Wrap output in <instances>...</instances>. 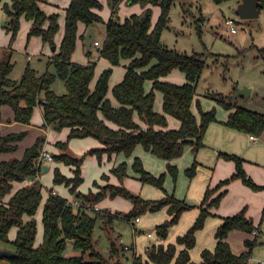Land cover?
I'll list each match as a JSON object with an SVG mask.
<instances>
[{
  "label": "trees",
  "instance_id": "trees-1",
  "mask_svg": "<svg viewBox=\"0 0 264 264\" xmlns=\"http://www.w3.org/2000/svg\"><path fill=\"white\" fill-rule=\"evenodd\" d=\"M108 1L113 12L107 22L103 46L98 48V52L99 56L108 59L112 65H119L122 59H130L123 80L113 87L114 96L120 105H114L108 97L111 67L102 72L93 89L91 82L95 76L97 62L79 64L72 60L79 38V23L84 22L89 27L104 21L99 12L103 7L101 0H71L66 7L65 33L59 51L55 53L52 61L56 66L55 73L49 70L39 73L28 64L22 77L16 79L11 75L15 65L12 59L14 49L9 46L5 56L0 59V115L2 107L10 105L16 121L30 123L35 106L40 104L46 125L59 130L70 128L67 139L56 143L65 151L54 154L53 157L56 161L74 166V175L67 176L56 167L54 182L69 186L71 192L79 193L82 199L81 204L77 206L50 189L43 208V241L36 245L38 232L36 213L43 200L42 183L38 180L32 185L22 186L13 192L8 200L6 196L12 193L15 181H25L42 170L43 165H37L36 161L45 147L46 137L39 136L36 142L26 149L22 158L0 161V242L10 244L12 250L17 253L16 256L3 259L12 264H101L105 258L97 250L94 239L99 215L91 206L93 202H99L107 196H122L133 203L128 212L120 213L131 223L136 217L141 218L148 212H156L167 207L171 214V218L166 221L169 224L157 225V233L162 238H167L170 227L178 222L185 211L196 206L200 208L195 222L184 234L177 237V243L170 242L167 245L152 243L146 248L147 258L137 253L135 243L131 247L125 246L133 250L131 264H260L252 261L254 247L263 243L260 236L246 239L248 250L240 254L234 253L227 241L228 234L233 229L250 233L255 229L260 230L254 220L247 216L246 208L234 215L222 217V222L215 233L217 244L213 250L209 248L202 250L201 261H193L190 253L197 243V232L204 228L209 216L216 215L212 208L219 206L227 193V189L218 193L219 189L235 179H241L254 190L264 189V185L257 184L247 173L244 167L245 159L242 156L220 152V157L235 161L236 171L215 187L209 185L199 204L187 203L165 188L167 173L175 180L179 175L178 166L171 160L181 156L189 144L193 145L194 151L203 147L209 125L218 120L215 108L204 110L200 101H198L200 119L192 109L198 80L206 67L203 54H187L170 48L163 41V32L169 27L175 0ZM122 1L139 2L143 6V11L119 21L115 14ZM213 1L221 3L225 0ZM262 3L260 11L264 8V0ZM151 4H159L161 9L155 24ZM3 8L9 17L6 25L9 32L11 31L12 41L17 37L20 18L24 15L32 21L29 37L38 35L44 42L56 44L55 36L60 28L59 13L48 14L41 7L40 0H11V3L5 2ZM203 22L202 14V17L197 18V30L201 39L204 32ZM175 68L186 74V82L178 84L162 79ZM58 77L64 80L67 89L63 94L57 93L53 88ZM147 80H153L152 89L149 91L146 89ZM157 91L163 94V112L155 109ZM211 95L219 104L231 110L224 124L256 137L262 134L263 112L235 106L229 96L222 93ZM42 96L46 98L44 103H40L39 100ZM136 113L139 119L148 125L147 129L135 119ZM168 115L180 120L181 125L178 129L168 127ZM107 121L114 122L118 127H111ZM26 135V131L0 135V151L16 150L18 142ZM87 136L95 137L103 143V147L87 151L96 154L100 160L104 153H108L109 156L114 153L132 156L139 144L158 157L168 160L167 171L160 175L147 170L139 156L135 157L133 163V169L140 181L164 189L165 195L159 199L146 198L125 186L124 180L129 175L126 161L111 170L121 181L120 184L100 185L95 180L94 185L99 187L98 191L92 189L87 193L79 191L78 188L84 181L82 165L87 153L77 156L67 150L72 138ZM198 165L199 162L195 160L186 169V174L190 178L196 175ZM102 176L109 180L108 174L104 173ZM117 215L119 213H108L104 216L112 222ZM26 216H30L31 219L25 221ZM14 226L18 228V232L16 238L11 239L10 231ZM69 243L80 252L71 256L66 255ZM177 244L184 247L178 251ZM118 250L116 242L113 241L112 252ZM88 253L91 256L90 260L86 259ZM115 264L123 263L118 260Z\"/></svg>",
  "mask_w": 264,
  "mask_h": 264
},
{
  "label": "crops",
  "instance_id": "crops-1",
  "mask_svg": "<svg viewBox=\"0 0 264 264\" xmlns=\"http://www.w3.org/2000/svg\"><path fill=\"white\" fill-rule=\"evenodd\" d=\"M239 1L240 0H238V3H239ZM4 2L11 3V0H6ZM70 2H71L70 0H67V3H66L67 5L64 7V15L65 16H66V7L69 6ZM48 3H49V0H40L41 7L48 14H51L50 13L51 11L46 9ZM123 3H124V1H122L119 5V8L121 10L124 8V7H122ZM1 4H3V3L1 2ZM0 6H1V8H0V23L4 22V21L7 22L9 17L6 14V12L3 8V5H0ZM142 11H143V6L141 7V12ZM99 12H100V10H99ZM53 13H54V11H53ZM133 13H136V12H133ZM154 23H156V22L154 21ZM25 25H26V23H25ZM31 25H32V21L29 20V22H27V26H28L27 31L29 30ZM93 26L95 27V30L97 32L96 25H93ZM88 29H89V27L84 22L79 23L78 41L81 39L83 41H86V43H87L86 34L88 32ZM25 33H26V31L24 32L22 39L18 40L17 42L21 43L24 40ZM64 33H65V20H64L63 36H64ZM10 35H11V32H7L5 38L2 41H0V44H2V46L0 45V59L5 56V53L7 51V47L10 44V43H8L9 39H10ZM37 37H39V36H37ZM40 38H42V37H40ZM62 39H63V37H62ZM62 39L59 38L58 42H56V44H55L56 49L55 50L52 48L53 46L51 44L45 43L42 40H41L42 42H39V40L33 39V37L30 40L29 44L35 43L34 46H38L39 56L41 57L39 59L46 58L48 65H54L55 66V64L52 62L54 59L53 57H54L55 53H57L59 51L60 44H61L60 40L62 41ZM103 41H101V42H103ZM93 44H95L94 39L92 40L90 46L88 45L90 53H91V46ZM49 47H51L52 51L49 50ZM97 50H98V47H97ZM24 51L27 54V60L30 62V60L32 59V56H34V55L32 53L28 52V50L26 48L24 49ZM87 57H88V59L84 58V61L80 62V61L74 60V62L79 63V64H88L91 62V58L89 56H87ZM72 60H73V57H72ZM96 60H97V71L99 72V75L105 69L110 68V67L112 68V74L110 76V90L108 92V97L112 100L114 105H120V102L114 96L113 87L117 83H119L120 81L123 80L125 73L127 71V65L130 62V59H122V61L119 65H112V63L108 59H106L102 56H99V52H97ZM45 71H43V72H45ZM38 72L43 73L39 70H38ZM173 73H174V76H171ZM162 79L168 80V81H171L174 83H178V84H182V83L187 81L186 74L178 68L173 69L172 72H170L168 75L162 77ZM179 79L181 80L180 82L176 81ZM97 80H98V77L95 81V85H96ZM95 85L93 87L91 85V87L94 89ZM152 85H153V80H147L146 81V89L148 91L152 89ZM238 86H240V85H238ZM247 87H250V89H251L250 92H248L249 97H252L255 94H256L255 97L260 96V92L256 91V85L255 84L247 85ZM158 95L163 96L161 91L160 92L157 91L156 102H157ZM201 100H202L201 97H199L196 94L194 103L192 105L193 112L196 114L198 119H200V117H201L200 111L198 109V101H200V103H201ZM261 103H264L263 100ZM161 105H162V110H159V109H157V104L155 103V109L159 112H163L162 100H161ZM262 106H263V104H262ZM227 110H228V112L224 113V115L222 117L219 116V114H217L218 120L213 121L209 125L208 130L206 132V136L204 138L205 145L203 147H201L197 151H194L193 145L189 144L185 147L184 153L181 156L175 157L174 159L171 160V162L173 164H176L180 170V174H179V178H178L179 184L177 185L176 193L178 194L179 198L180 197L185 198V200H187L188 202H190L192 204H199L202 201L204 194L207 190V187L209 185L211 187H215L217 184H219V182H221L222 180H224L226 178H229L233 173H235V171H236L235 161L220 157L219 154L222 151L228 152V153H234V154H238V155L242 156L245 159L244 167H245L247 173L254 179V181L257 184L264 185V131L262 132V134L260 136L253 138L252 134H250V133H246V132L234 129V128L224 124V122L228 119L229 113L231 111L230 109H227ZM259 110L262 111L263 109H259ZM35 113L38 117V120H39L38 122L34 121L32 118L30 123H22V122L16 121L14 119V110L10 105H4L2 107V114L0 115V119H1L0 135H5V134L11 133V132H22L25 130L27 132V135L22 140H20L18 142V148L16 150L9 151V152H1L0 151V161L9 160V156L11 153H13L12 156H17L15 158H22L24 156L26 149L28 147L32 146L36 142V140L39 136H45V137L51 136V131L49 129L50 126L45 124V119L43 116V111H42L41 105L35 106L34 114ZM33 117H34V115H33ZM173 117H174L173 115H168V120H169V126L168 127L172 128V129H178L181 125V122L178 118H177V120L174 121ZM135 119L141 124V126L144 129L148 128V125L139 119V116L137 113L135 115ZM35 120H37V119H35ZM37 123L41 124V126L37 125ZM107 123L111 127H114V128L118 127L112 121H107ZM157 128H160V127L157 126ZM69 132H70V128L65 127L59 133H55L56 139H55L54 144L57 148L56 154L65 151V149L57 146L56 143L58 141H61V140H66ZM49 140H51V139L47 137L44 149L51 152L49 150V148H51L52 145L50 144ZM99 147H103V143L95 137H92V136L74 137L70 140L69 148L67 151L73 155L81 156L85 151L90 150L92 148H99ZM150 153L153 154L151 151L146 150L144 148V146L139 144L136 147L132 156H130V157H127L124 153H114L111 156H109L108 153H104V155H103L104 159L103 160H105L106 157H108L109 161L116 158V161L114 163L115 164L114 166H116L119 163H121L123 161H128V160H130V161H128L129 163L133 164L135 157L139 156L143 160V163H144V166H146V169L151 171L152 173L158 175V174H160V172L156 171L154 169H151V167H149L147 165L146 160H149L150 162H154V164L157 166H159L160 164L164 165V163L161 160H157L155 158H152L154 156L150 155ZM153 155H155V154H153ZM95 158H96L95 156H92L90 159L94 160ZM179 159H181V160H179ZM195 160H197L199 162L198 170H197L196 175L193 178H190L188 175H186V169L188 167H190ZM165 161H166V163H168V160H165ZM86 163H87V161H86ZM92 163L94 165H93L92 174H91L90 178H92V179L95 178L94 181L97 180L100 185H105L107 183H113V184H120L121 183L119 178L114 173H112V171H111L114 166L110 167L108 171H105L106 167H97L95 164V160L92 161ZM84 164L85 163H83V165H82V176L85 180L86 177L89 178V176H88V174L85 177L83 175ZM45 165L48 166V169L46 171L43 169V167ZM56 167H59L60 170L64 174H66L67 176H73L74 175V166H72V165H67L64 162H59V161L53 160V165L50 166L44 161L43 166H42V170L36 175V177L35 176L29 177L25 181H22V182H19V181L14 182L13 191H12V193H10L6 196V200H8L9 197L13 194V192H15L18 188L25 186V185H32L34 182L40 180L42 183H44V185H47V188H48L47 194L44 192V189H43V200H42L43 207H44L45 202L47 200V197L50 193V191H49L50 189H53V193L60 194L64 197L68 198L69 201L72 202L73 204H75L77 206L80 205L82 202V199L79 197V195H78L79 193L78 194L77 193H71L69 186L65 185L64 183L56 184L54 182V170ZM129 168H131V167H129ZM41 172H45V173L42 175ZM128 172H129V175L125 178L124 185L129 187L128 183H129L130 178H135L137 181H139L138 188H143V186L145 184H143L140 181V179L138 178V174L134 171V169L131 168V170H128ZM104 173L109 175V180L103 178L102 175ZM84 174H85V172H84ZM37 178H38V180H37ZM51 178H53V182L55 183V184H53L54 186L59 185V186L63 187L64 191L62 193L60 191L58 192L54 186H52V187L48 186V183L50 181L49 179H51ZM169 179H170V177H168L167 181ZM140 182H141V184H140ZM83 183H84V181H83ZM83 183L78 188V190L81 192H84L83 191L84 189L82 187ZM93 185H94V182H93ZM167 186H168V184H167ZM168 188L171 189L172 186L171 187L168 186ZM174 188H175V186H174ZM91 189L93 191L99 190L98 186H94ZM224 189H227V193L222 198L219 206L212 208V211H214L216 213V215L209 216L206 220V227L204 226L205 228H202L201 230H199L197 232V243H196L195 247L193 249H191V251H190L191 258L193 261L199 262L202 260L201 253H202L203 249L209 248V249L213 250L215 248V246L217 244V239H216L215 233H216L217 227L222 222L223 216L234 215V214L238 213L239 211H241L242 209L246 208L247 209V216L251 217L254 220L255 225L259 226V229L262 233V235L260 236V240H262L263 243L254 247V250L252 253V261H255V262H258L261 264L262 262H264V218H263V215H264V189L254 190L250 186L244 184L241 179L233 180L228 185L219 189L218 193H220ZM68 191H70V192H68ZM89 191H90V189H89ZM137 193L141 194V192H137ZM145 197H146V195H145ZM147 198H149V197L147 196ZM155 199H157V198H155ZM105 205H109L110 210L112 212H114V211L128 212L133 207V203L130 199L124 198L122 196H117V197L107 196L103 200L96 202V203H93L91 208L94 209L95 211L102 213L103 216L104 215L107 216V214L110 213V210H108V211L105 210L106 209L104 207ZM94 206H98L99 209H95ZM194 208H195L194 210L189 209L190 211L187 210L182 214L181 221L178 223V225H176L177 228H174L172 231L170 228L167 238L160 237L157 234V228L156 229L153 228L154 230L152 229V231H149V233L146 234V232L143 231V229H141L143 227H137V224H139V223L144 224L143 216H141L140 220L138 222H136L135 225H133L135 227L134 228V232L136 235L135 246H136L137 253L142 254L145 258H147L146 248L150 244L162 243V244L167 245L170 242L177 243V241H176L177 237L179 235L184 234L189 229V227L195 222V220H196V218L200 212V208L198 206H196ZM148 214L154 220L153 224L156 226H157V223L162 224L171 218V214L167 211V207H165L164 209H162L160 211L148 212ZM106 216H104V221L107 220ZM30 219H31L30 216L25 217V221H28ZM183 221H185V225L182 229H180L179 224L183 223ZM15 229H16L15 236L11 237V231L12 230L10 231V238L11 239L16 238L18 228L15 227ZM141 233L144 235L138 236V235H141ZM255 236L256 235L254 233H250V232L240 230V229H233L229 232L228 237H227V241L230 243L233 252L236 254H240V253H243L246 250H248V247L245 244L246 239H252ZM141 239H144V241H143V243L139 244ZM148 239H154L153 240L154 242L147 244ZM42 241H43V239H42ZM42 241L39 240L37 237L36 245L41 244ZM177 247H178V251H179L184 246L181 244H177ZM0 249L12 250L11 247H0ZM0 264H1V261H0Z\"/></svg>",
  "mask_w": 264,
  "mask_h": 264
},
{
  "label": "rangeland",
  "instance_id": "rangeland-1",
  "mask_svg": "<svg viewBox=\"0 0 264 264\" xmlns=\"http://www.w3.org/2000/svg\"><path fill=\"white\" fill-rule=\"evenodd\" d=\"M4 1L6 0H2L3 4L5 3ZM101 1L103 3V7L101 8L100 13L104 17V21L96 24L97 32L94 37V41L97 39L99 41H103L105 39L107 22L109 21L113 12V8L108 0H101ZM66 3L67 0H49V3L46 8L47 10L51 11L50 13H53V11L59 13L60 28L55 36V43L58 42L59 38L62 39L63 37L64 20H65L64 7L67 5ZM3 4L0 3V5ZM237 6H238V0H225L221 3H216L213 0H175V3L173 4L171 9V21L169 27L166 30H164L162 36L164 43L167 44L170 48L177 49L187 54H193V53L203 54L202 57H204V59L206 60V67L198 80V84L196 87V94L199 97H201L202 99L201 105L204 110H210L215 108L217 114H219V116L221 117L224 115V113L228 112V110L225 107H223L221 104H219L216 101V98L213 97V95L211 94L222 93L223 95L229 96L230 100L233 102L235 106H244L264 113V103H261L262 100L264 102V8L261 11L260 17L254 20H250V19L241 18L238 15V13L236 12ZM122 7L124 8L122 10L119 8L117 13L115 14V18L118 19L119 21H124L127 17L134 14L133 12L140 13L142 5L139 2L128 3L127 1H124ZM151 7L153 9V20L156 22L161 10L160 5L151 4ZM202 14L204 15V22L202 24L204 32H203V38L201 39L197 30V18L202 17ZM228 18H232L234 20L235 25L237 27V31H233L231 25L227 23ZM27 22H29V20L22 15L20 18V28L17 37L12 41L11 40L12 34H11L8 42L10 43L9 46H11L14 49L12 59L15 65H14V70L12 72V77L16 79H20L28 64H30L32 67H34L35 69L41 72L47 69L55 73L56 67L54 65H48L46 58L39 59L41 57L39 56L38 46H34L35 43L29 44L32 37L33 39L39 40V42H42L44 40L43 38H40L41 36L37 37L38 35H33L31 37L28 36L30 28L27 31L28 28ZM6 24H8V21L7 22L4 21L0 23V41H2L5 38L7 32H9ZM25 31L26 33L24 40L21 43L17 42L18 40L22 39ZM60 42L62 41L60 40ZM0 45L2 46V44ZM8 47L7 49H9ZM25 48L28 50V52L34 55L32 56L30 62L27 60V54L24 51ZM49 50L52 51L51 47H49ZM97 52L98 50L95 44L91 46V53H90L89 46L86 43V41L80 39L79 41H77L76 49L72 55L73 61L76 60L81 62L84 61V58L88 59L87 56H89L91 58V61L97 62L96 60ZM98 75L99 72L97 71V65H96L95 76L91 82L92 87L95 85V81L97 77L98 78L100 77V75L99 76ZM171 76H174V73ZM176 81L180 82L181 80L179 79ZM251 84L256 85V91L260 92V96L255 97L256 95L255 93H254L255 95L252 97H249L248 93L238 95L237 89L239 87L241 86L243 87ZM53 88L59 94H63L67 91L64 80L60 77H58L57 80L55 81ZM161 100L163 102V96L158 95L156 104H157V109L159 110H162ZM259 109H263V110L261 111ZM33 115H34V117H32L33 120L38 122L39 120L36 113L35 114L33 113ZM34 118L37 120H35ZM173 120L175 121L177 120V118L173 117ZM37 125L41 126V124L39 123H37ZM49 129L51 131V136L50 137L46 136V138L48 137L51 139L49 140V142L52 146L51 148H49V150L53 154H56L57 148L54 144L56 139L55 133H59L63 129L59 130L54 128L53 126H50ZM87 151H85L82 155L87 153ZM12 155L13 153L10 154L9 159L17 157ZM150 155L154 156L152 158L161 160L164 163V165L160 164L159 166H157L154 164V162H150L149 160H146L147 165L151 167V169L159 171L160 174L166 172L167 171L166 161L158 157L157 155H153L151 153ZM92 156L96 157L94 159L96 166L106 167L105 171H108L110 167H113L116 161V158L109 161L108 157H106V159L103 160L104 156H102L100 160L96 154H90V153L86 154V157L84 159L85 174L83 172V175L85 177L88 174L89 178L86 177L82 185L84 189L83 191L85 193L88 192L89 189L91 190V188L95 186L93 185L95 178L94 179L90 178L94 165L92 163V161L94 160L90 159ZM128 161H126L128 163V170H131V168H133V164L129 163ZM45 162L50 166L53 165V161L51 160H46ZM41 173L43 175L45 172H41ZM179 174H180V170H179ZM168 177H170V179L167 181ZM178 178L177 180H175L171 174L167 173L165 180V188L168 192H174L176 196L179 198L178 194L176 193V188L177 185L179 184ZM49 180L50 181L48 183V186L49 187L54 186L53 184L55 183L53 182V178ZM39 182L41 181L39 180ZM166 183L168 184L169 187L172 186V188L169 189ZM138 185H139V181H137L135 178H130L128 183L129 186L128 188L133 192L136 193L141 192V195H144V197L146 195V198L148 196L149 198L152 199L155 198L159 199L165 195L164 189L159 188L157 186L151 184H145L143 188H138ZM42 186L44 192L47 194L48 193L47 185H44V183H42ZM54 187L58 192L60 191L62 193L64 191L63 187L59 185ZM180 199L185 200V198H181V197ZM186 202L190 203L187 200ZM104 207L106 208L105 210L107 211L110 210L109 205H105ZM43 208L44 207L42 202L36 213V219L38 222L37 237L41 241L44 236ZM194 209L195 208L193 207L190 210H194ZM93 211L99 215L97 220V225L94 230V239L96 241L97 250L100 251L105 258V260L101 264H115L118 260H120L123 264H131L133 250L125 246H129V247L134 246L135 238H136L134 232L135 227L123 215H120V213H122L121 211L112 212L110 210V213L112 214L119 213V215H117L112 222L108 220H106L107 222L104 221V216L102 215V213L95 211L94 209ZM181 219L182 216L180 217L177 223L173 224L170 227L171 231L174 228H177L176 225H178ZM143 220H144V224L139 223L137 224V227H143L141 229H143V231H145L146 234L149 233V231H152L153 228L154 229L157 228V226L153 224L154 220L149 216L148 213L143 215ZM158 224L159 223H157V225ZM179 225H180V229H182L185 225V221H183V223H180ZM15 227L16 226L13 227L14 229L12 228L13 230L11 231V237L15 236L16 234ZM142 235L144 234L141 233V235L138 236H142ZM153 240L154 239H148L147 244L154 242ZM113 241L116 242L119 248V250L116 251L115 253L112 252ZM143 241L144 239H141L139 244L143 243ZM0 247H11V246L10 244L0 242ZM79 252L80 251L77 250L72 243H69L65 251V254L71 256ZM86 259L87 260L91 259L89 253L86 254ZM1 264H12V263L3 259L1 260Z\"/></svg>",
  "mask_w": 264,
  "mask_h": 264
},
{
  "label": "water",
  "instance_id": "water-1",
  "mask_svg": "<svg viewBox=\"0 0 264 264\" xmlns=\"http://www.w3.org/2000/svg\"><path fill=\"white\" fill-rule=\"evenodd\" d=\"M263 5L262 0H240L236 8V12L241 18L244 19H256L260 17L261 11L260 8ZM96 35V30L94 26H89L88 32L86 34L87 43L90 46L92 40ZM53 49H56V45H53ZM250 88L247 86L239 87L237 89L238 95L246 94L250 92ZM43 169L46 171L48 166L45 165ZM169 223H162L163 226H167ZM17 253L14 250L10 249H0V260L6 257L16 256Z\"/></svg>",
  "mask_w": 264,
  "mask_h": 264
},
{
  "label": "built area",
  "instance_id": "built-area-1",
  "mask_svg": "<svg viewBox=\"0 0 264 264\" xmlns=\"http://www.w3.org/2000/svg\"><path fill=\"white\" fill-rule=\"evenodd\" d=\"M227 23H228L229 25H231L233 31H237V27H236L235 22H234V20H233L232 18H228V19H227ZM95 45H96L98 48H101V47L103 46V42H101V41H99V40H95ZM39 100H40V103H44V102H46V98H45L44 96H42ZM39 105H40V104H39ZM0 124H1V119H0ZM252 137H253V138H256V136H254V135H252ZM46 160H51V161H53V160H54V157H53V154H52L51 152H49L48 150L43 149L42 152H41V154H40V156H39V158L37 159L36 163H37V165L40 166V165H43V162L46 161ZM88 206H91V204H88ZM91 207H92V206H91ZM94 208H95V209H99L98 206H94ZM139 220H140V217H136V218L134 219V221L132 222V225H135V223L138 222ZM253 233H254L256 236H261V235H262L261 231L258 230V229H255V230L253 231ZM261 264H264V262H262Z\"/></svg>",
  "mask_w": 264,
  "mask_h": 264
}]
</instances>
